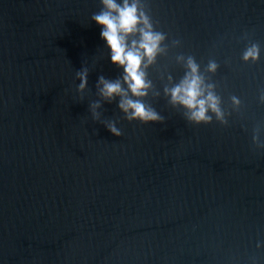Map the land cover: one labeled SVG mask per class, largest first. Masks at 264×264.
<instances>
[{"label":"water","instance_id":"obj_1","mask_svg":"<svg viewBox=\"0 0 264 264\" xmlns=\"http://www.w3.org/2000/svg\"><path fill=\"white\" fill-rule=\"evenodd\" d=\"M140 2L147 122L99 92L100 0H0V264H264V0ZM189 57L220 118L169 102Z\"/></svg>","mask_w":264,"mask_h":264},{"label":"clouds","instance_id":"obj_2","mask_svg":"<svg viewBox=\"0 0 264 264\" xmlns=\"http://www.w3.org/2000/svg\"><path fill=\"white\" fill-rule=\"evenodd\" d=\"M100 2L103 6L101 11L93 14L91 19L100 26L99 35L109 50V61L122 69L120 77L115 80L103 76L98 78L101 96L109 101L119 96L117 106L127 119L143 122L162 119L140 98L146 96L152 87L146 69L154 63L157 54L163 51L161 41L164 34L153 30L150 17L143 11L140 0ZM256 56L255 46L244 53L245 59ZM186 67L187 71L179 82L164 88L169 102L184 107L187 118L195 123L210 121L211 116L206 114L209 110L220 118L222 112L219 98L211 91L212 85L205 84L202 75L198 73V65L191 57L186 60ZM215 67L214 63L208 65L210 71ZM77 75L80 77L78 90H82L86 84V71ZM109 131L119 135L118 129L112 125H109Z\"/></svg>","mask_w":264,"mask_h":264}]
</instances>
